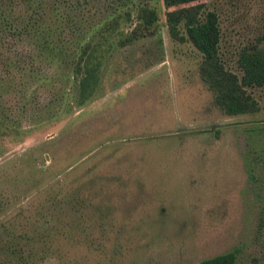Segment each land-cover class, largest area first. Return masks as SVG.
<instances>
[{
  "label": "rangeland",
  "instance_id": "obj_1",
  "mask_svg": "<svg viewBox=\"0 0 264 264\" xmlns=\"http://www.w3.org/2000/svg\"><path fill=\"white\" fill-rule=\"evenodd\" d=\"M198 2L218 14L220 57L238 71L236 50L264 32V0L169 9ZM166 9L159 0L152 34L96 47L86 103L62 102L67 75L55 62L25 92L60 113L0 129V229L29 234L47 253L40 264H200L227 252L232 264H264V86L247 88L255 112L223 113L200 78L201 53L172 37ZM15 76L6 104L21 101L28 78Z\"/></svg>",
  "mask_w": 264,
  "mask_h": 264
},
{
  "label": "trees",
  "instance_id": "obj_2",
  "mask_svg": "<svg viewBox=\"0 0 264 264\" xmlns=\"http://www.w3.org/2000/svg\"><path fill=\"white\" fill-rule=\"evenodd\" d=\"M191 1L194 0H162L167 8L164 14L169 33L179 39L187 37L201 53L200 78L223 113L255 112L258 105L247 88L264 86V32L236 50L234 60L238 71L229 69L219 54L220 26L216 11L205 8L203 2L169 9ZM158 2L0 0V129L26 131L33 128L28 123L32 112L44 120L60 113V109L49 110L48 101L31 102L29 92H25L26 86L35 82L30 78L45 80L55 62L58 67L62 64L67 75L68 87L62 102L70 99L73 104L86 103L97 88L104 51L152 34L159 17ZM115 31L118 33L114 34ZM102 43L105 49L98 58L96 47ZM15 75L28 79L19 82L24 86L21 101L6 104L3 87L14 86ZM78 201L74 196L67 199L72 208ZM7 204L8 196L0 193V213ZM31 238L27 233H10L2 224L0 264H40L47 253L30 247ZM234 258L233 252H227L203 259L200 264H232Z\"/></svg>",
  "mask_w": 264,
  "mask_h": 264
}]
</instances>
